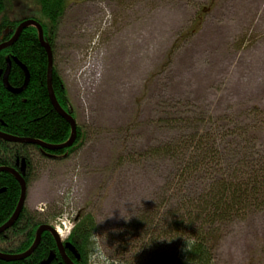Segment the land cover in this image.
Masks as SVG:
<instances>
[{
	"label": "rangeland",
	"instance_id": "374dc122",
	"mask_svg": "<svg viewBox=\"0 0 264 264\" xmlns=\"http://www.w3.org/2000/svg\"><path fill=\"white\" fill-rule=\"evenodd\" d=\"M65 1L56 69L85 136L64 160L34 151L26 208L62 228L64 238L91 215L112 264L177 254V242L164 238L124 251L135 234L130 226L163 217L165 207L159 215L156 206L168 184L179 186L181 171L160 148L190 142L196 126L201 134L213 127L218 138L247 128L264 152L262 117L253 113L264 110V0ZM5 4L2 16L19 21L37 16L40 0ZM214 259L264 264V210L228 227Z\"/></svg>",
	"mask_w": 264,
	"mask_h": 264
},
{
	"label": "trees",
	"instance_id": "16d2710c",
	"mask_svg": "<svg viewBox=\"0 0 264 264\" xmlns=\"http://www.w3.org/2000/svg\"><path fill=\"white\" fill-rule=\"evenodd\" d=\"M67 8L65 0H40L38 17L29 18L41 24L44 38L52 47L53 89L60 105L74 117L64 80L56 69L55 54L57 31ZM5 9V0H0V36L6 30L11 34L25 20L7 19L2 16ZM5 38L8 39L9 35ZM8 58H17L27 67L30 81L21 94H13L4 87L0 77V131L51 144L65 143L70 137L71 127L55 111L49 99L47 54L35 28L23 31L13 46L0 52V71L6 70ZM9 83L13 88H19L24 83V73L14 62ZM253 113L255 119L261 115L264 125V110L256 107ZM200 132V126H196L190 142L183 139L168 142L160 148L167 156L173 154L172 159L180 163L176 170L177 173L181 171L179 186L172 188L168 184L164 189L165 202L156 206L158 210H155L160 215L161 208L165 207L163 217L157 218L155 212L152 217L157 218L156 222H151L148 217L134 220L136 222L130 227L135 228V234L127 240L124 249L133 242L149 239L156 244L164 238L176 241L178 252L164 255L149 253L139 258L138 264H215V249L225 237L226 229L249 212L264 210V152L256 148L255 133L244 128V132L233 130L230 138L225 137V134L218 138L219 131L213 127L208 128L205 134ZM77 134L72 147L52 152L53 156L45 154L38 146L0 140V166H13L17 160L24 159L27 163L25 180L29 185L34 169V151L44 158L67 159L83 144L85 135L80 127ZM191 150L192 154L187 158L185 153ZM190 178L192 180L189 181ZM168 182L173 183L172 180ZM1 189H5V192L0 195V226L11 217L20 198V186L11 174L0 173ZM43 216L36 217L25 207L14 227L6 233V241L11 236L12 243H6L0 250L13 254L27 251L34 241L38 226L48 223L43 220ZM154 224L156 230L151 228ZM96 230L97 224L91 215L81 216L76 221L71 237L82 258L80 264H89L88 241L92 233L96 234ZM50 256H55L51 264H58L57 257L60 256L56 242L52 235L44 233L32 256L14 262L0 260V264H41Z\"/></svg>",
	"mask_w": 264,
	"mask_h": 264
},
{
	"label": "water",
	"instance_id": "95a60500",
	"mask_svg": "<svg viewBox=\"0 0 264 264\" xmlns=\"http://www.w3.org/2000/svg\"><path fill=\"white\" fill-rule=\"evenodd\" d=\"M29 27H34L37 29L39 42L47 54V62H48V65H47V90H48V94H49V99H50L51 104L54 107L55 111L70 125L71 135H70L69 140L65 143H62V144H50V143H47V142H44L41 140H37V139L15 137V136H11V135H8L6 133H3L1 131H0V139L3 141L9 142V143H16V144H23V145H35V146L40 147L42 150H47V151H51V152L67 149V148L72 147L74 145V143L76 142L77 135H78L77 134V122L71 114H69L68 112H66L62 108V106L60 105V103L58 102V100L56 98V95H55V92L53 89V73H54L53 51H52L51 46L44 39V33H43L42 26L37 21H35L33 19L23 21L17 27L12 38L9 41L0 44V52L11 47V46H13L18 41V39L20 38L23 31H25ZM13 62L15 64H17L22 69V71L24 73V83L19 88H13L9 83V74H10V70H11ZM0 77H2L4 87L9 92H11L13 94H21L27 88L29 81H30V73H29L27 67L21 61H19L17 58H13V59L8 58L7 59L6 70L0 71ZM0 173H8V174L13 175L15 177V179L17 180V182L19 183L20 189H21L20 199H19V202L17 204V207H16L13 215L10 217V219L3 226L0 227V234H2L5 231H7L8 229H10L12 226H14V224L19 219L20 214L22 213L24 205H25V201L27 198V190H28L27 183H26L25 178H24V176L26 174V161L22 160V166H21L19 171L15 170L13 168H9V167H0ZM3 192H5V189L0 190V195ZM45 232H50L53 235L54 239L56 240L57 246H58L60 253L62 254L63 260H64L63 264H74L69 259V257L65 254L64 245H63L59 235L56 233L54 228H52L51 226H48V225H41L38 228L35 240H34L32 246L26 252L21 253V254H17V255L0 253V260L4 261V262H14V261H20V260L27 259L36 251V249L38 248V246L41 243L42 235ZM66 247H69L71 249V251L73 253H75L74 248H72L70 244H67ZM52 261H53V257H50L48 260L42 262L41 264H50Z\"/></svg>",
	"mask_w": 264,
	"mask_h": 264
},
{
	"label": "flooded vegetation",
	"instance_id": "af4514ba",
	"mask_svg": "<svg viewBox=\"0 0 264 264\" xmlns=\"http://www.w3.org/2000/svg\"><path fill=\"white\" fill-rule=\"evenodd\" d=\"M14 32H15V30L11 33V34H9V32H5L3 35H1L0 36V40H1V43H3V42H6V41H8L12 36H13V34H14ZM9 35V38L8 39H6L5 37L6 36H8ZM21 160H17V162H16V164H14L13 166H8V167H10V168H14V169H16L17 171H19L20 170V168H21V162H20ZM1 167V166H0ZM13 214V213H12ZM3 225V224H2ZM1 225V226H2ZM0 226V227H1ZM14 227V226H13ZM13 227H11V229L13 228ZM11 229H9L8 231H10ZM8 231H6L5 233H3L2 235L4 236H2V235H0L1 237H0V249H3V246H5V244L6 243H8V245H10L12 242H10V238H11V236H9L8 237V240L6 241V239H7V237L5 238V236H6V233L8 232ZM46 233H48V234H50V235H52L50 232H46ZM72 232H71V234L63 241V245H64V252H65V254L69 257V259L74 263V264H80L81 263V256L79 257V258H77L76 257V255L69 249V248H67L66 247V244H71L75 249H76V247L74 246V244H73V242H74V240L72 239ZM4 238V239H3ZM18 240V239H17ZM58 249V248H57ZM76 251H77V249H76ZM0 252L1 253H6V252H3V251H1L0 250ZM58 252H59V256L60 257H57V262H58V264H63L64 263V260H63V257H62V254L60 253V251L58 250ZM78 253V252H77ZM9 254H13V253H9Z\"/></svg>",
	"mask_w": 264,
	"mask_h": 264
},
{
	"label": "clouds",
	"instance_id": "9594fccd",
	"mask_svg": "<svg viewBox=\"0 0 264 264\" xmlns=\"http://www.w3.org/2000/svg\"><path fill=\"white\" fill-rule=\"evenodd\" d=\"M103 236L104 235H96L94 233L90 235V238L88 241L89 264H112L110 255L107 253L106 247H105V245H107L106 239H103V240L100 239V237H103Z\"/></svg>",
	"mask_w": 264,
	"mask_h": 264
}]
</instances>
